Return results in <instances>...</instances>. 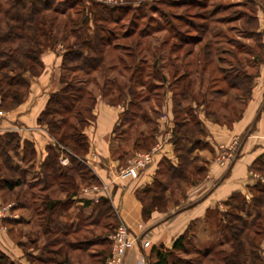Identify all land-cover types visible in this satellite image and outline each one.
Returning a JSON list of instances; mask_svg holds the SVG:
<instances>
[{"label":"trees","instance_id":"1","mask_svg":"<svg viewBox=\"0 0 264 264\" xmlns=\"http://www.w3.org/2000/svg\"><path fill=\"white\" fill-rule=\"evenodd\" d=\"M78 1L66 0L64 8L59 7L62 2L57 3L56 0L0 1V14L3 15L2 20L6 26L4 29L0 25V98L3 108H12L25 101L32 80L39 76L44 68L42 54L57 47L61 42L68 41L69 36L74 40L66 42L63 69L90 74L103 66L108 54L106 47L111 45L113 48L116 47L111 41L114 34L106 24L111 20V16L107 14L106 6L94 3L92 17L96 22L95 29L92 35L88 34V31L85 33L83 25L87 23L86 17L82 19L81 25L78 22L69 25L68 21L60 19V15H66ZM262 36L261 46L264 53ZM263 60L264 54L258 58L260 62ZM157 63L156 58L154 60L155 71L158 73L156 77L165 80L166 77L160 73V65ZM138 69L136 65V71ZM138 71V76L133 74L124 86L118 84L117 98L113 96L109 99L113 105H122L127 99L128 105H123L120 124L114 130L116 142L112 145L113 155L122 161L126 160L125 163L129 160L128 155L150 150L156 143L155 133L159 117L148 116L140 102L136 100L139 94L136 83L140 84L143 81V71L142 69ZM178 80L182 81L183 85L179 90H172L175 121L172 142L177 162L162 158L153 182L137 190L136 194L143 203L146 218L155 210L164 212L171 204H178L186 197L189 187L203 180L208 171V162L202 154V150L208 146L206 141L208 132L202 120L194 118L191 112L193 105L185 106V102L196 101L197 105L201 104L190 90L192 87L190 77ZM248 83L249 98L253 78L248 80ZM231 87L238 89L239 84L233 82ZM85 93L89 94L82 86V80L75 75L72 79L66 78L64 86L50 95L46 107L39 115L38 123L47 125L56 140L48 145V155L38 171L34 170L37 162L32 142L27 140L22 142L17 132L0 134V190L15 192L24 186V208L30 206L34 208L37 201L35 192L30 193L34 195L32 203L29 194V190L33 188L39 187L40 191L46 192L55 189L67 193L66 199L56 200L51 198L48 192L41 197L39 207L34 208L36 215H39L37 218L45 238L39 258L42 261L52 259L48 253L55 251L60 256L54 258L56 264H69V257L65 251L72 243L66 236L68 228L60 217L73 203V197L81 191L82 186L100 184L98 176L86 162L90 142L85 130L95 121L97 96L90 97V104L75 109ZM73 113L76 122H71L69 116H66ZM205 114L216 122H227L217 118V112ZM240 115L241 113L236 118ZM137 117H140L145 125H152V128L149 133L142 131L131 141L132 145L124 148L122 145L129 141L127 127L135 123ZM130 147L133 150H130ZM63 152L69 157L67 164L61 161ZM199 154L204 162L196 166ZM16 156L20 158L19 161L15 160ZM23 163L24 166H21ZM263 167L264 156L256 159L251 169L261 172ZM16 171L20 172V176ZM22 175L24 179L21 178ZM249 190L250 197L242 192H235L224 202V209L216 207L208 212L203 220L192 222L186 232L175 240L172 248L165 245L151 247L148 264H188L178 253H190L192 246L198 255L196 261L191 262L193 264H264V181L258 180L249 187ZM74 219L76 223L78 222L77 228H81L83 225L80 223L81 219L79 217ZM113 219L117 220L114 208L111 202L103 197L94 202L91 215L82 217L84 223L94 226L102 220ZM200 229L206 231L208 240L217 235L221 238L204 245H195V235ZM105 237L107 240L104 242L108 243L110 254L112 240L109 234H105ZM203 242L204 238L201 243ZM226 244L228 248L224 246ZM109 254L99 260L100 264H105ZM215 257L218 263L214 261ZM0 264L17 263L0 253Z\"/></svg>","mask_w":264,"mask_h":264},{"label":"rangeland","instance_id":"2","mask_svg":"<svg viewBox=\"0 0 264 264\" xmlns=\"http://www.w3.org/2000/svg\"><path fill=\"white\" fill-rule=\"evenodd\" d=\"M56 2H62L59 7H65L66 0H56ZM94 3L106 6V12L111 16V20L106 24L114 34L111 41L116 44L114 48L112 45L106 47L108 54L103 66L90 74L63 69L66 42L74 40L69 36L68 41L61 42L57 47L44 52V68L40 75L32 80L25 101L28 100L33 88H37L41 95L55 89L58 91L64 86L66 78L72 79L77 75L89 94L85 93L75 109L90 104L91 96H97V100L110 103L111 97L117 98L118 84L124 86L133 74L137 77L138 70L142 69L143 81L140 84L136 83L139 93L136 100L140 102L144 113L148 116L160 117L163 114V105L169 101V98L167 99L169 92L179 90L183 82H179L178 79L188 76L192 81L190 90L201 104L197 105L196 101L185 102V106L193 105L191 112L194 118H199L198 111L201 110L200 112L206 113L217 112V118L227 122L238 119L236 116L241 113L248 98V80L253 78L254 81L260 65L258 58L264 54L261 46L262 31H260L261 22L264 23V0H79L66 15H60V19L68 21L69 25L73 22L81 25L82 19L86 17L84 30L85 33L88 31V34L92 35L96 23L92 17ZM99 9L101 10L102 7ZM2 19L4 20L3 15L0 14V25L5 29ZM156 58L157 65H160V73L166 77L165 80L156 77L158 74L154 65ZM136 65L139 67L137 71ZM233 82L239 84L238 89L231 87ZM25 101L5 109L0 98V112L13 111ZM122 105H128L127 99ZM74 114L66 115L71 122L77 121ZM40 125L45 128L44 135L49 136L54 143L56 139L49 132L47 125ZM151 126L145 125L141 118L137 117L135 123L127 127L129 141L122 147L127 148L132 145L131 141L142 131L149 133ZM1 129L0 133H5V129L3 127ZM233 146L235 147V144ZM222 147L229 150V147L222 145L218 157L223 154ZM136 154L128 155V159ZM62 155H64L62 158L69 160L64 152ZM198 156L196 166L204 162L203 157L200 154ZM19 159L18 156L15 157L16 161ZM234 160L235 157L227 165H222L219 159L217 161L221 166H230ZM21 166H24V163ZM256 173L258 180L264 181V167L261 172ZM16 174L20 176V172L16 171ZM22 176L21 178L24 179ZM94 186L99 187V184L84 185L82 188L87 191L92 190ZM40 190L39 187L29 190V194L34 191L35 197L39 199L35 201L34 208L39 207L43 196ZM32 197L34 195H31V203ZM0 198L4 201L0 206L13 204L10 208L12 217L0 221L2 222L0 229L5 231L0 237V253L17 264H24V186L15 192L0 190ZM33 212L35 210H31L29 214L37 223L36 212L31 214ZM80 223L89 226L88 223L84 224L82 221ZM119 224L120 222L114 219L102 220L92 228V234L86 233L87 230L83 229L75 235V238L80 241L93 236L96 242L101 236L114 233ZM211 227L207 226V228ZM129 230L131 232L130 228ZM203 238L204 242L201 243ZM220 238L221 236L217 235L208 240L206 231L200 229L195 235L194 244L204 245ZM259 239L261 240L260 237ZM103 240H107V237ZM224 246L229 247L227 244ZM178 254L187 260L188 264H193L191 262L198 258L193 246L190 247V253ZM214 261L219 262L217 257Z\"/></svg>","mask_w":264,"mask_h":264},{"label":"crops","instance_id":"3","mask_svg":"<svg viewBox=\"0 0 264 264\" xmlns=\"http://www.w3.org/2000/svg\"><path fill=\"white\" fill-rule=\"evenodd\" d=\"M260 31L264 42L263 22ZM44 57L45 53L43 62ZM55 91L57 89L51 92ZM51 92L41 95L37 88H33L28 100L19 107L10 112H0V131L3 126L15 125L16 131L6 127L5 132H17L22 142L27 140L34 144L37 162L35 171L40 170L41 163L48 155V145L52 143L50 137L43 133L45 128L38 123L39 115L46 107ZM168 98L169 101L162 107L163 114L157 120L155 145L160 147L155 161L142 170L137 178H133L125 170L128 161L125 163L112 153V145L116 142L114 130L120 124L123 105L97 100L94 110L95 121L85 130L90 142L86 162L98 176L100 184L98 190L85 191L82 188L73 197L74 201L66 209L65 214L60 217L68 228L66 236L72 242L65 251L69 257V264H100L99 260L109 254L110 248L108 245L105 246L103 240L105 236H101L96 242L93 236L80 241L75 238L83 229L87 230L86 233L92 234L94 225H81V228H77L78 222L76 223L74 218L79 217L82 221V217L91 215L94 202L102 197L111 202L117 220L120 223L124 222L132 234L138 237L137 243L128 250L123 264H148L151 247L165 245L172 248L175 240L186 232L192 222L203 220L208 212L216 207L223 209L224 202L233 193L242 192L250 196L249 187L259 179L257 173L251 169L252 165L256 159L264 156V60L260 62L250 97L244 103L238 119L216 122L208 118L204 111V113L198 111L199 118L208 132L206 140L208 146L202 150L208 162V171L204 179L190 186L186 197L178 204H171L164 212L155 210L146 218L143 203L136 194L137 190L153 182L162 158L177 162L172 142L175 126L172 92H169ZM233 144L234 162L230 166H221L217 161L220 147L222 145L232 147ZM129 149L133 150L131 147ZM40 192L43 196L50 192V197L56 200L67 198L65 191L53 189ZM3 202L0 198V205ZM33 209L32 206L24 208V264H56L54 258L60 256L55 251L48 253L52 259L42 261L39 258L45 238L37 218L39 215H36V223L29 214L31 210L34 211ZM4 234L5 231L0 229V237ZM142 237L145 241H150V246L144 247Z\"/></svg>","mask_w":264,"mask_h":264},{"label":"built area","instance_id":"4","mask_svg":"<svg viewBox=\"0 0 264 264\" xmlns=\"http://www.w3.org/2000/svg\"><path fill=\"white\" fill-rule=\"evenodd\" d=\"M13 123L12 121H10ZM2 126V125H1ZM8 126H3L6 128ZM13 131L17 130V127L11 126L8 127ZM159 145H155L151 150L146 152H139L133 158L129 160V163L126 167L127 173L132 176L133 178H137L142 170L147 168L155 161L156 153L158 152ZM222 155L218 157L220 163L222 165H227L228 163L232 162V159L235 157V147H229V150H226L222 147ZM62 162L67 164L69 162L68 158L65 160L62 158ZM93 190H98L97 186L92 188ZM13 204L7 206H0V221L4 220L5 218L12 217L10 212V208ZM16 215H13V217ZM128 226L121 222L115 229V232L109 235L110 239L112 240V247L111 253L106 259L105 264H123L126 258L128 250L137 243L138 237L131 235ZM144 247L150 246V241L143 240Z\"/></svg>","mask_w":264,"mask_h":264}]
</instances>
